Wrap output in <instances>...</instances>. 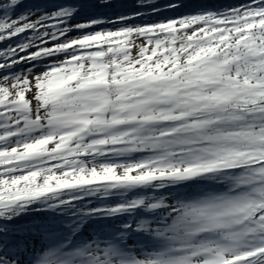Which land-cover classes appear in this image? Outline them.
<instances>
[{"label":"snow or ice","instance_id":"obj_1","mask_svg":"<svg viewBox=\"0 0 264 264\" xmlns=\"http://www.w3.org/2000/svg\"><path fill=\"white\" fill-rule=\"evenodd\" d=\"M0 264H264V0H0Z\"/></svg>","mask_w":264,"mask_h":264},{"label":"trees","instance_id":"obj_2","mask_svg":"<svg viewBox=\"0 0 264 264\" xmlns=\"http://www.w3.org/2000/svg\"><path fill=\"white\" fill-rule=\"evenodd\" d=\"M224 2L231 3V2H234V0H224Z\"/></svg>","mask_w":264,"mask_h":264}]
</instances>
